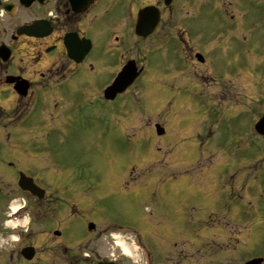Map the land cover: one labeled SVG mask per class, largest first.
<instances>
[{"label":"flooded vegetation","instance_id":"1","mask_svg":"<svg viewBox=\"0 0 264 264\" xmlns=\"http://www.w3.org/2000/svg\"><path fill=\"white\" fill-rule=\"evenodd\" d=\"M158 54L171 60L151 59ZM130 63L141 72L125 94L147 79L182 95L167 98L171 121L160 134L158 123L146 129L149 141L179 150L174 165H185L177 185L149 174L142 186L168 197L149 218L147 264H264V0H0V204L8 208L15 195L39 221L61 211L74 218L76 204L66 213L51 201L27 161L85 128L92 113L116 111L122 94L108 101L104 91ZM130 164L121 189L147 172L134 175ZM47 172L50 188L72 189L68 173ZM20 174L39 199L19 190ZM57 221L55 255L68 259L58 264H75L81 250L86 264H128L97 256L100 231L78 242ZM36 246L21 249L40 259Z\"/></svg>","mask_w":264,"mask_h":264},{"label":"rangeland","instance_id":"2","mask_svg":"<svg viewBox=\"0 0 264 264\" xmlns=\"http://www.w3.org/2000/svg\"><path fill=\"white\" fill-rule=\"evenodd\" d=\"M167 58L171 60L169 55L165 57L158 54L157 57H151L155 62ZM146 81L147 79H140L135 85V88L138 86L140 90L135 92L132 98L124 96L123 104L116 111L107 110V113H103L100 118L92 113L85 128H78L64 136L60 134L56 136V140H49L52 145L50 150L40 147L39 151L32 154L34 157L27 161V165L36 171V177L40 176L43 179L39 182L42 188H48L50 200L54 201L53 196H55L58 201L55 204L61 205L60 208L65 209L66 213L70 211V203L76 204V208L71 211L75 215L74 218H70V213L65 215L61 211L57 215H48L39 221L33 218L32 209H30L26 217L28 222L24 227L27 230L24 239L19 245L11 247L15 253L10 250L0 251V264H29L18 256L20 257L21 247L30 242L37 245V254L38 251H42L40 259H34L33 264H52L54 260L53 264H58V260L65 257L61 254L55 255L53 247L56 239L52 232L62 227L57 220L66 223L67 232L78 242L83 241L85 232L88 233L86 223L94 221L95 232L100 231L101 233L95 242L96 254L99 257L106 256L107 259L124 257L120 248L115 245L116 241L109 235L114 230L125 232L119 231L124 235L127 244L132 245L133 239H137V243L134 242L135 247L139 245L145 253L148 252L150 242L146 237V229L149 218L156 209L155 204L167 201L168 197L166 198L165 189L142 188V186L147 182L149 174L160 175L161 179L167 180L164 184L166 186L177 185L178 180L174 182L173 179L182 174L185 165L180 162L174 165L171 162L173 155L179 150L167 147L166 139L149 141V134L146 131L147 127L152 128L155 123L163 126L169 123L171 114L167 113L166 100L171 98V95L181 100L182 95L177 94L175 89L171 91V87L163 83L155 85ZM149 86L150 92H147L145 89ZM137 155H142V157ZM147 155L152 165L143 167L147 171L145 176L130 185L132 189L119 188L118 185L122 184L121 180L129 176L126 169L129 170L130 163L136 162L137 166L132 167L135 168L134 175L140 174L142 166H145L143 159ZM138 164L141 166L139 167ZM46 170L48 176L68 173L73 185L72 189L66 192L61 189L62 187L56 189L58 185L50 188L47 184L49 180L42 175V172ZM58 182L63 184L65 180L60 176ZM15 201L17 198L14 195L8 209L5 208V204H0V244L8 240L5 232H9L10 228L5 227L4 216ZM31 202L32 207H39L36 205V199H32ZM41 231L49 234L40 237ZM126 233L132 235V239ZM111 241L114 243H110ZM137 250L136 264H143L145 254L141 249L137 248ZM84 252L80 251L75 264H86L82 258L85 256ZM125 259L128 264H131V259L127 257Z\"/></svg>","mask_w":264,"mask_h":264},{"label":"water","instance_id":"3","mask_svg":"<svg viewBox=\"0 0 264 264\" xmlns=\"http://www.w3.org/2000/svg\"><path fill=\"white\" fill-rule=\"evenodd\" d=\"M134 73L135 72H132L129 69H126L125 73L120 78L117 79V81L113 84L111 88L108 89L107 93L108 94H111L113 92L117 93V92L124 90L130 84L132 78L134 77ZM18 184L21 189L23 190L28 189L31 194L33 195L36 194V190L34 188L35 186H32V184L29 183V180H27L25 177L20 176ZM92 228H93V225H89V229H92ZM28 259H30V257H28Z\"/></svg>","mask_w":264,"mask_h":264},{"label":"bare ground","instance_id":"4","mask_svg":"<svg viewBox=\"0 0 264 264\" xmlns=\"http://www.w3.org/2000/svg\"><path fill=\"white\" fill-rule=\"evenodd\" d=\"M15 207V206H13ZM17 223V222H16ZM14 223V224H16ZM18 224V223H17ZM20 224H25V222H20ZM113 239H115L116 243L115 245L120 248L122 254L128 258H131L132 260H135L134 251L131 247L127 245V243L124 241V237L120 235L113 234Z\"/></svg>","mask_w":264,"mask_h":264}]
</instances>
